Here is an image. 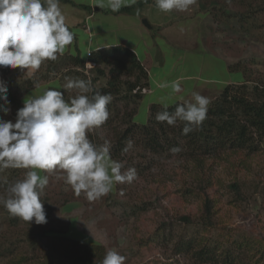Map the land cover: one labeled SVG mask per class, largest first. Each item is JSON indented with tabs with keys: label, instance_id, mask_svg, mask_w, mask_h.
<instances>
[{
	"label": "rangeland",
	"instance_id": "374dc122",
	"mask_svg": "<svg viewBox=\"0 0 264 264\" xmlns=\"http://www.w3.org/2000/svg\"><path fill=\"white\" fill-rule=\"evenodd\" d=\"M252 1L254 0L243 3L235 0H197L181 19L191 21V14L195 13L192 18L197 21L200 19L199 27L204 25L195 29V35H192L190 28L187 29L188 52H178L183 58L178 71L183 68L187 75L198 76L199 81L193 83L200 84L204 79L228 80L230 74L225 72L224 65L228 63L233 65V68H238L236 65H239L240 69L244 67L246 70L244 81L248 80L251 87L256 84L260 89H264V11L258 13L254 10L260 5V1ZM241 27H244L243 30L248 29L245 31L248 34H245ZM74 34L77 40L81 39L80 33ZM194 38L196 41L204 38L201 42L204 52L215 58L202 51H189L190 46L198 45ZM76 43L79 51L74 55L87 60V43ZM164 50L169 49L164 47ZM171 58L172 56L167 55L162 60L167 71L173 66L174 61ZM46 69V62L33 72L0 67V79L17 85L28 78L44 75V81L21 93L22 102L31 96L42 95L47 91L48 85L56 82L60 89L66 92V99L73 98L75 91L64 87L66 78H72L73 75H66L64 69L57 66L49 73ZM79 71H83L88 80L93 77L89 69ZM153 71L157 72V69ZM9 72L14 77L7 74ZM232 77L236 82L241 80L242 76H238L236 71ZM106 82L107 78L92 84L94 91ZM226 86L208 97L211 101L208 108ZM148 99L149 97L145 96L138 106L137 115L133 120L138 122V125L146 123L145 109ZM0 104L4 102L0 101ZM117 105H122V102H117ZM4 106L9 111L6 114L0 112V118L14 123L16 118L13 116V110L8 103ZM92 132L95 134L94 130ZM103 134L104 132L98 133L99 136ZM227 160L228 158L222 159L220 164L214 162L206 166L207 177L213 182L208 194L217 200L214 219L216 225L223 230V234L213 231L214 236L223 235L230 243L239 237L247 240L264 237V152L246 157L245 163L234 157L239 168H232ZM177 161L165 159L158 169L137 175V179L130 184H116L107 196L93 202H89L83 193L79 197L74 195L71 188L63 179H59L57 174L50 175L49 184L40 196L46 214V223L40 225L34 221L27 223L20 220L14 226L0 204V264H39L45 251L49 250L47 244L50 240L44 235L40 238L39 231H45L46 235H52V238L70 236L93 244L95 258L103 259L108 250L114 249L126 257L125 264H199L191 253H180L174 247L178 237L187 232L179 217L199 216L200 208L198 199L191 198L188 201L180 197L178 190L181 185L175 178L181 179L188 169H183L179 176L173 178L170 169L175 171L180 168ZM122 163L123 172L134 165H144L146 158L142 156L140 148L136 147ZM180 164L184 165L183 160ZM23 173L8 174L2 176V179H10V182L14 183L23 178ZM233 183L239 186L238 194L230 188ZM189 184L195 185V181L191 179ZM4 195L5 189H1L0 196ZM71 205L77 207L70 210L68 208ZM163 225L167 227L164 228L165 235L162 237L159 233ZM236 254L237 252L234 253ZM238 260L237 258L233 264L245 263ZM224 261L225 259L222 263L218 261L207 264H225Z\"/></svg>",
	"mask_w": 264,
	"mask_h": 264
},
{
	"label": "trees",
	"instance_id": "16d2710c",
	"mask_svg": "<svg viewBox=\"0 0 264 264\" xmlns=\"http://www.w3.org/2000/svg\"><path fill=\"white\" fill-rule=\"evenodd\" d=\"M235 1L243 3L247 0ZM259 1L260 5L254 9L258 13L264 11V0ZM132 7L133 5L123 7L118 13H130ZM237 22L240 23V21ZM252 27L255 26L252 25ZM241 28L243 30L244 27ZM243 31L248 34L245 32L248 29ZM88 60L95 64L93 69H89L93 74L91 83L97 84L101 79L107 78L106 84L97 91L112 95V101L107 105L108 120L94 130L95 134L88 133V138L96 145L109 141L112 159L121 163L132 149L139 147L142 156L146 158V163L132 167L136 169L138 176L158 169L165 159L178 160L180 168L175 171L173 168L170 169L173 178L179 176L183 169H188L187 172L185 171V176L175 180L181 185L178 190L180 197L188 201L191 198L199 200V216L179 217V221L187 232L180 235L174 243L176 250L180 253H191L200 262L199 264L218 261L222 263L224 259L225 264H233L237 258L238 262L245 261L244 264H264V237L249 240L239 237L230 243L228 239L220 235L223 234V230L216 225L214 219L217 212V200L213 195L208 194L213 187V182L206 173L208 164L214 162L220 164L222 159L228 158L227 162L232 168H239L234 157L239 162L245 163L246 157L264 152V89H260L256 84L251 87L248 80L228 84L208 108L207 118L203 124L187 135H183L184 122L169 126L166 122L156 121L157 112L165 110L156 104L150 105L145 124L138 125L133 121L144 96L142 89L148 86V74L131 50L115 46L93 52ZM46 63L47 73L57 66L63 68L66 75H73L72 78L80 77L88 80L83 71H79L85 66L84 60L78 55H59L56 61H46ZM236 66L238 68L229 65L230 71L241 72L245 76L244 67L240 69L239 65ZM7 74L14 77L10 72ZM0 81L3 80L0 79ZM41 81H44V75L39 78H28L17 85L3 81L8 89L7 101L15 118L17 111L23 107L21 93L31 90ZM49 89L63 92L65 100L70 101L66 99V92L60 89L57 82L48 85L47 90ZM119 101L122 105H117ZM179 103L175 102L167 108V111L173 112ZM0 120L8 121L2 117ZM99 132L104 134L99 136ZM130 140L133 142V147L125 153L122 150ZM173 147H179L181 151L174 154L170 151ZM181 160H183V166L180 164ZM24 171L23 169L0 171V190L6 189L11 183L10 179L3 180L2 176L19 175ZM191 179L195 181V185L189 184ZM230 188L238 194L237 183L230 185ZM76 207L71 205L68 209L72 210ZM1 208L12 220L14 226L17 225L16 222L20 219L10 216L3 205ZM166 227V225L161 227L160 236L165 235ZM213 231H218L220 234L214 236ZM38 234L40 238L43 235L50 238L47 244L49 250L45 251L39 264H102L103 259L94 256L93 244L90 245L84 240L70 238V236L52 238V235H46L45 231H39ZM235 252H237L236 255H234Z\"/></svg>",
	"mask_w": 264,
	"mask_h": 264
},
{
	"label": "clouds",
	"instance_id": "9594fccd",
	"mask_svg": "<svg viewBox=\"0 0 264 264\" xmlns=\"http://www.w3.org/2000/svg\"><path fill=\"white\" fill-rule=\"evenodd\" d=\"M196 3L197 0H154L156 9L163 13L187 12ZM97 6L119 12L129 5L128 0H97ZM73 40L60 0H0V67L36 71L44 62L56 61ZM66 79L64 87L76 93L70 101L65 100L63 92L49 89L27 98L14 123L0 120V171L25 170L22 179L6 187L0 204L10 216L27 223H46L40 196L50 175L57 174L74 195L83 193L89 202L107 196L116 184H130L137 179L135 168L122 172L123 164L112 159L109 141L96 145L88 138V133L108 120L107 105L112 95L94 91L90 80ZM158 86H170L173 93L182 91L179 79L171 85L165 81ZM7 91L6 84L0 81V101L4 102L0 111L5 114L9 111L4 106L8 103ZM180 99L183 102L173 112L167 111L165 104V110L157 112L155 119L169 126L184 122L182 134L187 135L203 124L211 101L197 92L191 94L190 100ZM132 147L130 140L122 151L126 153ZM170 151L176 154L181 148ZM125 261V256L110 249L102 264Z\"/></svg>",
	"mask_w": 264,
	"mask_h": 264
},
{
	"label": "crops",
	"instance_id": "0c3cea01",
	"mask_svg": "<svg viewBox=\"0 0 264 264\" xmlns=\"http://www.w3.org/2000/svg\"><path fill=\"white\" fill-rule=\"evenodd\" d=\"M67 1H60V6L66 16V23L73 33L74 40L71 45L66 47L63 55H74L78 52L76 42L87 43L88 52L115 46H122L131 50L148 74V86L145 88L146 93H144L143 99L147 96L150 101L148 99L146 102L145 121H147L148 109L152 104L163 108L167 104L169 107L175 102L182 103L180 97L184 99L191 98L193 92L209 97L212 93L220 92L224 86L235 82L232 77L235 72L230 71L228 63L224 65L225 72L230 74L228 80L213 78L209 81L204 79L202 83L197 84L193 82L199 81L198 76L187 75L183 68L178 71V67L183 63V58L178 55V52H188L187 29L190 28L192 35H195V29L202 28L204 25L202 24L199 27L200 19L199 21L193 19L192 16L195 13L192 15V11L189 12L191 21H182L181 18L185 17L186 12L175 10L169 13L160 12L154 6V0H128V5H133L130 13L112 12L107 7L99 8L97 0ZM74 32L80 33V40L76 39L77 36ZM199 35L203 36L202 33H199ZM203 39L196 41V38H194L198 45L190 46L189 51H202L209 57H214L210 53L204 52V47L201 44ZM164 47L169 50L165 51ZM167 55L172 56L171 59L174 61L173 66L168 71L165 70L162 61ZM154 69H157V72H154ZM26 70L33 72L31 69ZM237 74L242 77L241 80L235 83L243 82L244 75L241 72H237ZM178 79L182 88L180 93H173L170 86L163 89L158 86L160 82L165 81L171 85L173 81ZM22 105H24V102H22Z\"/></svg>",
	"mask_w": 264,
	"mask_h": 264
},
{
	"label": "built area",
	"instance_id": "2783aa9c",
	"mask_svg": "<svg viewBox=\"0 0 264 264\" xmlns=\"http://www.w3.org/2000/svg\"><path fill=\"white\" fill-rule=\"evenodd\" d=\"M90 55H91V52H87V57H89ZM89 62H90V63H89ZM94 66H95V64L92 63L91 61H88V60L85 61V68H86V69H91V68H93ZM142 92L144 93L145 90L143 89Z\"/></svg>",
	"mask_w": 264,
	"mask_h": 264
},
{
	"label": "water",
	"instance_id": "95a60500",
	"mask_svg": "<svg viewBox=\"0 0 264 264\" xmlns=\"http://www.w3.org/2000/svg\"><path fill=\"white\" fill-rule=\"evenodd\" d=\"M145 22H146V21H145ZM145 22H144V24H146Z\"/></svg>",
	"mask_w": 264,
	"mask_h": 264
}]
</instances>
